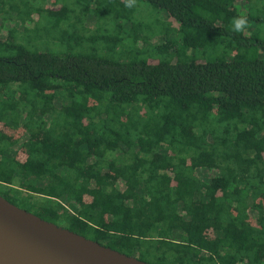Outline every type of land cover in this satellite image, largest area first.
<instances>
[{
    "label": "trees",
    "instance_id": "1",
    "mask_svg": "<svg viewBox=\"0 0 264 264\" xmlns=\"http://www.w3.org/2000/svg\"><path fill=\"white\" fill-rule=\"evenodd\" d=\"M46 1L0 0V194L148 262L264 264V0Z\"/></svg>",
    "mask_w": 264,
    "mask_h": 264
},
{
    "label": "water",
    "instance_id": "2",
    "mask_svg": "<svg viewBox=\"0 0 264 264\" xmlns=\"http://www.w3.org/2000/svg\"><path fill=\"white\" fill-rule=\"evenodd\" d=\"M0 264H157L42 218L0 194Z\"/></svg>",
    "mask_w": 264,
    "mask_h": 264
},
{
    "label": "clouds",
    "instance_id": "3",
    "mask_svg": "<svg viewBox=\"0 0 264 264\" xmlns=\"http://www.w3.org/2000/svg\"><path fill=\"white\" fill-rule=\"evenodd\" d=\"M135 4V0H126V7H132ZM248 26V18L246 15H240L233 19L231 31L236 33H242Z\"/></svg>",
    "mask_w": 264,
    "mask_h": 264
},
{
    "label": "rangeland",
    "instance_id": "4",
    "mask_svg": "<svg viewBox=\"0 0 264 264\" xmlns=\"http://www.w3.org/2000/svg\"><path fill=\"white\" fill-rule=\"evenodd\" d=\"M45 4H47V5H49V4H51V0H47L46 2H45ZM94 19H92L91 17L88 19V24L89 25H91L93 28L95 27V23H94ZM12 25H14V26H19V22H14V23H11V22H7L6 23V26L7 27H10V26H12ZM256 24H253L252 26H251V29H255L256 28ZM8 29V28H7ZM5 37V33L3 32V34L1 33L0 34V38H4ZM172 38L173 39H176V36L175 35H172ZM0 55H8V53H7V51H5L2 47H0ZM64 102V101H63ZM65 206H67L68 208H70L68 205H65ZM73 210V209H72Z\"/></svg>",
    "mask_w": 264,
    "mask_h": 264
}]
</instances>
